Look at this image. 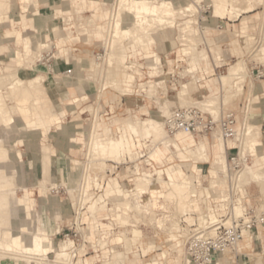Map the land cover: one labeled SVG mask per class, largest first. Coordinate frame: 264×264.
<instances>
[{
	"label": "rangeland",
	"instance_id": "1",
	"mask_svg": "<svg viewBox=\"0 0 264 264\" xmlns=\"http://www.w3.org/2000/svg\"><path fill=\"white\" fill-rule=\"evenodd\" d=\"M38 1L40 4L39 5L40 15L49 16L53 12L51 10L52 7L54 8L57 6L64 11H70L71 13H73L72 6L56 5L55 3L58 2L59 0H48V5L46 6V8H43V9H41L44 3L42 0H34V4H35L34 6L36 7L38 6ZM98 1H102L107 4L106 7L109 9L108 17L105 18L103 13L95 14L96 16L93 15V18L91 20L85 19L83 21L84 27L82 29H78L75 26V31L79 34H84L88 38V41L90 43H91V40L97 39L94 37V34L96 37H100L98 39L100 41H96L92 44H90L89 42H86L85 44L83 41L80 43L67 44V47H70L69 63L75 69L74 74L76 70H78L77 69L78 63H79L78 61L80 59H86L81 62V65L85 68L92 70V72L95 74L94 71L96 69L97 64L92 59L93 53L100 51L101 49L105 47V45H106V50H107L108 55L110 53L109 51H110V47L112 44L111 40L113 39L111 27H112V23H114L115 21L116 15L119 13V12L117 13L118 9L119 11L121 9V7H119L121 3L119 2L120 0H98ZM188 1L194 3L193 6L196 10L192 9V11H189L191 14L188 12H185L180 17H177L176 24L178 23L181 24L182 26H180V28L183 29L185 28V26H183V23L185 21H187L188 19H194L195 21L192 23L193 27L200 28L201 30L200 29L198 30L201 32H204L203 34L204 38H202L201 35H199L200 33L198 35H195L194 39H197L196 36H198V39L200 38L199 40H201V42L200 41L197 42L196 40L197 42L196 48L198 52L205 51L207 54H209L210 60L214 68L213 77L215 79L213 82L217 86L212 92H210L207 88H201L200 85L201 84L204 85L203 81L197 80V78L194 76V73L188 72L189 68L187 67V64H186V60L188 59L184 56L182 59L178 58L177 50L182 49L181 45H179V43L177 44V42L179 41L177 38L179 35L178 28L165 30V31L157 30L152 35L157 44L154 48L155 50L154 53H157L160 57L167 55L168 56L167 59L175 61L172 63L171 68L170 67L168 68L162 62L164 74L166 75L169 73L168 83L170 87H168L166 90L167 97L164 96L165 95L164 91L158 90V91H153L152 93V92H149L150 88L147 87L148 89H146L147 90L146 92L149 95V97L151 95L150 99H146V102H145V110L148 112V114H145L144 112L140 111L137 113H132L131 115L137 116L138 118L142 120L149 118V116L158 112L159 106L157 104L162 103L161 101L164 102L166 98L170 102H172L171 100H173V97L176 94V92L180 91L182 85L186 83H189L191 85L190 86L189 84H186L188 85L189 90H190L186 97L188 98V101L190 102V104L189 106H179L180 105L178 103L179 101L177 102L176 100H173L174 102H176V103L174 102L173 103L177 105L173 108L172 111L177 110V109L196 107L200 109L203 113L212 115L213 113L211 111L216 109L217 115L215 116L213 114L214 116L213 115L212 116L214 118L218 116V119H219L222 111H225L227 109L233 110L239 113L241 111L242 103L248 99L251 103V106L249 108V113L251 115L250 116L251 121H253L257 127H260V135H257V134L254 135V137L257 138V139H254L255 143L258 146H260V150H259V153H256L255 157L252 156L251 163H255L256 160L261 158L260 160L261 166L258 168H254V171L264 176V79L254 80V78L250 75L252 68L256 67L257 65L264 64V61H263L264 0L263 2L256 0L255 2L257 4L259 3L260 5L258 4L257 6V4L254 3L255 10L243 14V16L248 17V19H244L243 21H242L243 16L236 18V19L232 17L233 19H231L229 16H232V15L228 13L229 15L228 16L227 11L224 12L225 15L223 14V17L225 16L224 18L220 14H218L219 15L218 16L217 13H214L215 5L212 6L215 3L214 2L211 3V1L209 0H198V1L196 0L197 3H195L196 2L195 0H188ZM239 1L238 0L237 1L227 0L229 4L230 2H232L231 5H233L234 2H239V4H241L242 7L247 6L244 0L243 1L239 0ZM0 2L1 4L5 3L6 5V7L4 6L5 8L4 7L2 8L1 12L7 11L9 16L14 17L17 20L20 18L22 13L19 11V8H18L19 7L18 0H9V1L0 0ZM241 2L242 3L244 2V3L242 4ZM239 4L236 5L235 3L234 7H240ZM21 5H22V2H21ZM113 6L115 7V11L113 13L114 15L111 14L112 13L111 8ZM183 8L184 7H182V9ZM31 13L30 14L26 13L25 15L28 17H33ZM84 15L85 17H87L90 15V12H85ZM33 18H35V20L38 19V17L36 16ZM108 22L109 23L111 22V24H108ZM126 22L130 23L131 21H126ZM58 23H60L59 20H56L53 17H48L45 25L43 26L40 32L38 28L36 27L35 33L38 34L39 36H37L34 39L35 44L33 45V49H32L34 53L33 52L30 53L27 49L26 40L28 39V35L24 34V37H23L20 32L14 33L15 40L17 39L16 42H20V45H17L13 38L3 39L4 35L9 36L8 33L3 34V36L0 35V47L2 48V50H0L1 51L0 52V78H1L0 79V93H1L0 96L3 99L5 98L4 100L6 101L7 99H9L8 102H5L7 105H11V99L9 98L10 83L14 82L16 79L24 80L23 81L24 86H29V82L37 78L38 79L40 78L41 81L39 80L38 83L41 84L42 88H44V84H45L44 82H48V81H49L48 85L53 86L56 83V81L55 79H51V78L54 76L53 69H55V66L57 64L59 66V70H58L59 73H62L64 77L67 79L72 78V77H67L63 73L64 69L62 68V65L64 64L65 59L63 57H60L61 56L59 54L60 48L57 47L55 44L56 35L54 32L51 31L52 26ZM159 36H161L162 38L161 40H158ZM165 36H170V37H168V39H163ZM39 43H40V46L38 47ZM130 43H131V39L126 40V42L124 43L125 48L129 52V55H130V51H129ZM5 46L7 47L6 51L4 49ZM8 47L10 49H15V50L18 49L16 50V52L18 54L20 52L19 54L20 57L15 52L16 58L12 59L13 52L9 51V54H8ZM151 53L153 52L152 51L145 52L144 57L150 56ZM217 53L219 55H216ZM46 55H48L49 58L45 59L42 62H39L40 59H42L41 57L42 56L46 57ZM17 56L20 59V65H17L18 64ZM30 56L32 58V61L29 58ZM109 56H107V59L109 58ZM129 58L130 56L128 57V59ZM137 60L140 64L143 65L142 67L144 68L143 72L145 74L146 81L151 80L150 77L147 75L148 73L147 64H145L147 60L144 59L143 57H138ZM238 62H242L245 64L244 65L245 69L243 72V75H244L243 79L237 85L233 86L234 80H232L228 82L230 87H227V86L221 87L222 83H221L220 78H223L227 74V72H229L227 71L228 68H230L231 66L235 65ZM75 63H76V66H75ZM115 64L111 66L113 69L107 65L109 68L107 70V75H105V78L103 79L104 80L107 79L106 84H110L111 86H114V87L118 86L116 88L119 89L121 92H123L122 87L130 85L129 80L131 79V76L125 73L123 68H121L122 65L120 63L117 62ZM121 69L124 72H122ZM4 71H7V72L5 73ZM29 72H31V74ZM185 74L187 75L189 74L188 77ZM124 75H127L128 77L127 83L123 82ZM192 77H194L195 79H193ZM78 79L85 80L86 82H90V85L88 86L89 98L86 101L79 102L77 108L75 107L74 109L72 108V110L76 112L74 116L76 118L78 117L77 121L81 126L80 127L81 130H85V135L87 137L85 145L83 144L76 145V153L75 155H73V157L77 160H71L68 162L66 158L62 157V155H65L66 157L70 156L69 147L71 146V144L67 143V141L65 140V137L51 131V135L54 134V136L49 137L48 139L43 138L44 140L47 139V144H45L43 143L44 142L43 140L42 141L40 140V134L38 132L33 133L27 141V146L25 145L21 148V149L37 148V155L25 157V159L28 161L27 167L29 164H33V169L31 171H28V169H26V166H25V172L28 175L25 173L26 177H25V182L23 185L24 187H21V186L15 187L11 183H7L1 180L0 189H1L2 184L6 185V187L10 188L11 190L14 189L13 194L15 198H17L18 200L23 199L24 194L28 193L29 198L35 199L37 205L43 206L47 214L51 210V203L49 199L50 197H54L55 198L54 204L56 205V209L59 208L58 213L56 212L57 213L56 216L59 215L61 219L59 218L58 220L55 221V230H54L53 238L56 240V243L61 244L63 241L66 240V237L64 233L60 234L58 232L65 231V233H69L70 240L74 242V247L78 251L76 252L73 258V261L75 263H77L78 259L84 260L85 258L95 257L96 260L94 261L93 264H187L186 263L187 253H186L185 241L180 238L179 240L183 241V247H182V244H180V246L177 245V242H179L176 239L177 231H173L172 229H170L169 231V229H167V227H169L168 222L165 223L164 227H159V225L161 226L163 225V223L158 222V224H156L157 222L153 219H146L145 221H143L145 223V227H138L136 225V223H139L138 218L125 219L124 217H120V218L113 219L111 217H106V218L100 219L98 223L95 222V219H98L100 216L107 215L108 212L106 210L99 211L95 215V217L92 216L90 218V215L87 212V207L89 206L88 205L89 203L87 200H85L86 196L83 190L87 191L89 196H95V198L99 195L105 196L104 198L107 202V207L109 209H113L115 208V206L118 205L117 211H119V215H123L124 206H123V201H121V199L114 200L113 196H111L107 200L108 197H107L106 191H108L109 179L116 177V179L121 184V186L124 189H126L125 193L128 192V190H133V191L136 190L135 188L136 185H134V183L137 184V180L139 179V176L135 178V182L133 181L132 183H128V182L130 179H132L130 178L132 174L139 175V172L137 171L134 172L135 171L134 166L136 163H139L141 160L140 159L136 160L131 155L130 156L125 155V156H122L123 158L120 157L119 160L118 159L116 160L117 157L113 155L114 151H111V150L109 151L108 155L105 158L104 157L98 158V156H97L98 159L96 158V156L93 158L89 157V155L87 154L89 152V146H90L89 142H91V135L94 131L93 128H96V129L98 128V122H99L100 116L97 114L94 117L93 124H91V117L88 115V113L87 112L85 114L81 113L83 111H89L91 108L90 106L93 105V102L97 100H96V95H94L93 82L84 78L82 74L78 75ZM175 80L178 82V86L176 89H174V87L172 86V83H174ZM222 82L224 81L222 80ZM105 85L101 88V91L104 90L103 88L105 87ZM111 86L108 87V89L104 92V94L99 96V98L101 99L100 101L101 108L98 111H102L104 107L109 108L110 106H112L113 114L105 118H110L114 116L112 119L116 123V128H118L130 116L128 115L130 114V110L129 109L126 110V105H123L122 107H117L116 105L115 106L113 105L114 103L117 104L120 98H119V95H117L116 93L118 90H115ZM241 87H243V91H241ZM129 100L130 99H127V101ZM206 100L208 102H210V100H212V102L214 101L213 104L212 102L207 103L209 106H212L213 109L211 108L209 109L204 106V103ZM129 103L131 104V102ZM5 108H7L6 105H5ZM240 116L241 115H239V117ZM70 119L71 118L68 117V121H70ZM19 120H20L19 118H16V121L18 124H19ZM102 121L104 120L102 119ZM91 127H92V130H91ZM61 128H62V124H61ZM4 129H6V127ZM90 131H91V135H90ZM4 133L6 134V132ZM216 133L217 131L213 132L214 136H216ZM107 134H109V130ZM213 134H210V135L207 134L205 137L209 141H212ZM163 135L168 136L166 129H165V125H164ZM194 136H196L197 138L201 136L203 138L204 135H194ZM172 137L173 136H170V137L168 136L167 139H171ZM181 138H184V137L182 136ZM189 138H193V137L189 135ZM129 139L136 144L138 149L143 147L145 152L146 151L148 152L154 149V154L152 158L148 160V163L150 160L154 161L156 154L158 152L166 151V148H164V146H161L157 140H156L157 142L154 141L155 143L152 142L153 144L150 142H146V145H144L146 147L144 148L143 145L141 146V143L139 142L140 141L139 138L132 136V134H130ZM14 144L15 143L12 141L9 142L8 144L9 151L15 149ZM42 144L49 146L51 150L50 152L57 156L59 165L60 164L67 165V170L69 174L72 173L75 169L74 161H79L81 165L80 164L78 165V169H77L78 178L74 186L73 185L71 186L67 178L65 182V179H64L65 177H63L62 179H59L56 177L54 178V177H51L46 171H45L46 175H44L42 179L43 181L36 179V175L38 173L37 161L41 157V154L39 153V147ZM51 145H53L56 148V150L58 151L57 153L54 152ZM207 146H208L209 153H210L209 161L200 162V163H207V165L204 167V170L208 171V177L209 176L211 177V170L213 169L212 168L213 167L212 166L213 153H212V150L209 148L208 143H207ZM216 150L214 152H216ZM253 152L255 151L253 150ZM146 158L147 157H145V159ZM176 160L177 159H175L173 163L169 164V166L179 165L180 161L177 160L179 163H175ZM165 168H161V169L165 170ZM155 170H158V169H155ZM59 171L61 172V170ZM242 178L245 180V181L242 180V182L244 184L246 192L248 193V197L250 199L251 204L256 205L258 207L260 206L259 208L264 210V179L257 182L252 178H248V176L242 177ZM52 183L54 184L52 185ZM10 184H11V187H10ZM129 192L125 194V196H127L126 200L128 201L131 199V193ZM42 193H47V196H43ZM118 201L122 203L119 204ZM170 201L173 203L174 200L170 199ZM170 201L168 199L166 200V202H170ZM166 204L169 205L168 203ZM174 204L169 205L170 206L169 211H171V214L169 215H173V213H176L178 210H179L178 212L185 211V210L178 209L175 202ZM188 204L189 203L187 202L186 206H188ZM14 205H16V203ZM175 206L178 210L175 209ZM81 207L86 208L83 211H81V212L86 211V213H83V215L78 216L77 213H78L79 208ZM14 208H16V206ZM13 210H17V209H13ZM166 210H168V208H166ZM165 214L167 215V213ZM171 218L172 217H170L169 219L170 223L175 222V220H171ZM87 226L89 227L88 228L89 231H91L92 233V238H93L92 240L88 239V235H87L88 231H82L81 229V228H86ZM94 227H99L98 232L96 231L97 228H94ZM58 228H59V231H58ZM249 235L251 236L252 241L248 247H245L243 249H239L238 247L234 251L219 254L218 255V258L220 259V260L218 259L219 264L220 263L221 264H264V225L260 226L257 230H254L253 232L249 233ZM240 243H242V241ZM147 246H151V248L147 250L146 249ZM152 250H154V252H152ZM79 251L81 252L79 253ZM103 252H107V254L103 256ZM55 254L56 253H50L47 256L48 262L49 261L52 262L54 260ZM55 257L57 258V256ZM118 258H120V260ZM127 260H130L129 261L130 263H127ZM51 262H49V264ZM24 263L25 262L23 263L19 262L17 264H24ZM29 264H35V263H29Z\"/></svg>",
	"mask_w": 264,
	"mask_h": 264
},
{
	"label": "bare ground",
	"instance_id": "2",
	"mask_svg": "<svg viewBox=\"0 0 264 264\" xmlns=\"http://www.w3.org/2000/svg\"><path fill=\"white\" fill-rule=\"evenodd\" d=\"M3 1H6V0H3ZM197 1L195 3H197ZM209 1H211V3L213 2L215 3L212 5V6L215 5V12L213 11L214 13H217V15L220 14L223 17L224 12L227 11V15L228 13L232 15V16L228 15L231 19L242 17L243 14L254 11L255 10L254 3H256L255 2L256 0H244L247 6L242 7V5L239 4L240 2L239 0H238L239 2H234L233 5H231L232 2H230L229 4L227 0H209ZM259 1L263 2V0H259ZM21 2L23 5L21 6V8L23 11L27 10V7L29 4L31 3L34 4V0H21ZM119 2L121 3L119 6L121 7V9L119 11L117 7L118 9L117 13L118 12L119 13L116 15L115 21L114 23H112V27H111L113 39L111 40L112 44H111L110 51H109L110 56L108 55L109 61L108 59H106L108 63L107 65L109 67H111L112 65L118 62L122 65L121 68H123V70L125 71L127 60H128V57L130 56L129 52L127 51L124 45L126 40L131 39V43L129 44V51L145 53L147 51H150L151 47L156 45V41L154 37L152 36L155 31L157 30L165 31L169 29L178 28L179 35L177 38L182 47V49H180L179 51L182 56L188 59L186 60L187 67L189 68L188 72L194 73V76L197 78V80H201V77L199 76L197 72V68H196V63L198 61V51L196 48V45H197L196 43L198 41L201 42V40H199L200 38L198 39V36H196L197 39H194V37L195 35H198L200 33L199 35H201V37L204 38L203 32L198 30L200 28L193 27L192 23L195 21L194 19H188L187 21H185L183 23V26H185V28L183 29L180 28V26H182L181 24L179 23L176 24L177 17H180L185 12L190 13L189 11H192V9L196 10L193 6L194 4L193 2H190L188 0H120ZM235 3L236 5L239 4L240 7H234ZM4 6L6 7L5 3L1 4L0 2V26L4 22L12 20L11 16H9L7 11L1 12ZM182 7L184 8L182 9ZM126 21H131V22L129 23ZM108 24H111V22L110 23L108 22ZM28 34L29 35H28V39L26 40L27 42L26 44H27L28 51L31 53L33 52L32 51L33 45L35 44L34 39L39 35L36 33H34V35L33 33L32 34L28 33ZM17 44H20V42H17ZM39 46H40V43L38 44V47ZM6 48L7 47L5 46L4 48L5 51H6ZM0 50H2L1 47H0ZM9 51L10 50L8 48V54H9ZM19 54L17 53V55L20 57ZM216 55H219V54L217 53ZM18 56H17L18 64L17 63L16 64L20 65V59L18 58ZM29 58L32 61L31 56ZM143 58L147 60L146 63H147L148 70H149V76L154 77L155 75H157L158 74L157 65L161 62V59L159 58L158 54L153 52L151 53L150 56L143 57ZM263 61H264V55H263ZM244 65L245 64L242 62H238L235 65L228 68L227 71L229 72H227V74L228 73L229 74L228 75L226 74L224 77L221 76L223 78H220L221 83H222L221 87L223 86L230 87L228 82L232 80H234L233 86L237 85L243 79V76H244L243 72L245 69ZM123 70L122 72H124ZM4 72L6 73L7 71H4ZM137 72L139 74L138 70ZM66 76L70 77L69 75H66ZM192 78L195 79L194 77ZM16 80L12 83L9 82L10 83L9 98L11 99V105H7L5 103V102H8L9 99H7L6 101L4 100L5 98L3 99L0 96V181L2 180L7 183H11L15 187L17 186L24 187L23 185H24L25 177H26L25 176V173H26L25 165L28 164V161L23 157V152L21 149L23 147L22 138H28L30 136L29 134L36 130H42L44 138H47V134H49L47 131V128L45 129V126L48 127L49 121L48 120L41 121L36 115H34V112H33L34 105L38 101L45 98L46 95L58 94L61 96V94L64 91H66V89L64 86H62L60 80H55L56 83L53 86L48 85L49 81L44 82L45 83L44 88H42L41 84L38 83L39 80L41 81L40 78L39 79L37 78L29 82V86H24V82H23L24 80H18V79ZM222 80L224 82H222ZM186 84H189V83H186ZM186 84H183L184 86L182 85L181 90L176 92V94L173 97V100H176L177 102L179 101L178 102L180 104L179 106H189L190 104V102L188 101V98H186L188 92L190 91L188 85ZM144 87L150 88L149 92H152V93L153 91H158V90L164 91V94H165L164 96L167 97V92H166L167 84L165 83V81L147 82L146 86ZM122 91L129 92L130 85L122 87ZM167 100L168 99L166 98L164 102L161 101L162 103H159L158 101L159 103L157 104L159 106L158 112L152 114L149 118L144 119V120L139 119V118H134V116H132L130 112V114H128L130 116L125 120V122L116 129H110L109 134L107 135L106 134L99 135L97 132V129L93 128L94 131L91 135V142L88 141L90 146H89V152L87 153L89 157H92V158L95 156L96 158L97 156L98 158L100 157L105 158L108 155L109 151L111 150V151H114L113 155L117 157L116 160L117 159L119 160L120 157L125 156V155H129V156L131 155L136 160L143 159V157L144 158L147 157L146 160H144V164L147 165L148 160L151 159L154 154V149L150 150L149 148L150 151L148 152L147 151L145 152L143 147L138 149L136 144L129 139L130 134H132V136L139 138L140 140L139 142L141 143V146L146 145V142L152 143L157 140L158 143L161 146H164V148H166V151L168 152V155L164 156V158H162L161 156V153L163 152H158L156 154L154 161H155V164L158 165V170H154V173H152L149 170H143V169L140 170L141 167L139 168V164L138 163L135 164L134 172L136 171L139 172V175H137V177L139 176V179L137 180V184H135L136 185L135 186L136 190H134L135 192L133 190H128V192L131 191L129 192L131 193V199L129 201L126 200L127 196H125V194L128 192L125 193L126 189H124L121 186V184L118 182L116 177L109 179L108 191H106L107 197H108L107 200L111 196H113L114 200L121 199V201H123V206H124L123 215H119V211H117L118 205L115 206V208L113 209H109L107 207V202L104 198L105 196L99 195L95 198V196H89L87 191L83 190L86 196L85 200H87L89 203L88 204L89 206L87 207V212L89 213L90 218L92 216L95 217V215L99 211L106 210L108 212L107 215L100 216L98 219L94 218L95 222L98 223L100 219H103L106 217H111L113 219L124 217L125 219H128L129 218L128 210L134 209L135 211L139 212L141 204L143 203L148 206L152 205L156 207L158 197H163L165 200L168 199L169 201L170 199L175 200V203L178 209L186 211L192 208L195 212L199 214L201 213V208L198 204H194L193 206H190L188 204V206H186V203L188 202V199L190 195L193 193V191H191L188 188L187 178L184 172V168L185 169L190 168L194 170L195 173H198L199 168L196 166V164L200 162L209 161V154H210L209 149H208L205 139L202 138L201 136L197 138L193 134H188V133H184L181 131L175 133V135L171 139H167L168 136L163 135L164 125H165L164 118L168 117L171 114L173 108L177 105V104H174L176 102H174L173 100H171L172 102H170L169 100L168 102ZM207 100L205 101L204 106L209 109L210 108L213 109L212 106H209L207 104V103L212 102V100H210V102H208ZM213 103L214 101L212 102V104ZM135 104H136V101L134 100L133 105ZM5 105L7 106V108H5ZM211 112L215 116L217 115L216 109L212 110ZM15 116L19 117L21 121L25 123V126L19 127L15 121ZM5 127L6 129H4ZM55 128H59V129L61 128L60 119L58 120V123ZM3 131L6 132V134ZM214 134L212 136V140L213 139L216 140L215 146L217 150L216 152H213V161H212L213 169L211 170L212 179L218 178V176L221 173H223L227 168L226 143L221 140L218 133H216V136H214ZM244 134L247 137L242 147V151H244L245 153H249L251 156L255 157L256 153H259L260 146H258L255 143L254 139H257V138H255L254 135L255 134L260 135V127H257L253 121H249L245 126ZM189 135L192 137H196V138H189ZM182 136L184 138H181ZM11 141L15 143L14 146L16 148V154L13 152V150L9 151L8 144ZM145 147L146 146H144V148ZM253 150L255 152H253ZM50 151L51 150L49 146L45 144H42L39 147V153L41 154V157L37 161L38 173L36 175V179L42 180L43 176L46 175L45 173L46 171L51 177H54V178L56 177V178L62 179L63 177H65L64 178L65 182L67 178L71 186L72 185L74 186L78 178L77 169H78V165L80 164L79 161H74L75 169L72 173L69 174L67 170V165L65 164L59 165L57 156L51 153ZM175 159L179 160L180 164L169 166V164L173 163ZM260 160L261 158L256 160L255 163L246 165L240 172V179L244 180L242 177H247V176L248 178H252L257 182L264 179V176L262 174L254 171V168H258L261 166ZM251 161H252V158H251ZM160 167L161 168L167 167V168H165V170H162ZM59 170H61V172ZM153 175H155L156 177H153ZM11 184H10V187H11ZM53 184L54 183H52V185ZM13 192H14V189L11 190L10 188H7L6 185H3V184L1 185V189H0V264H17L19 262L20 263L25 262L24 264L26 263L28 264L29 263L49 264L47 256L50 253H56L55 256H57V259H60V257H63V258L67 257L68 254L66 251L70 249L71 247H73V242L70 239H68V240L63 241L61 244H59V243H56V240L53 238L54 230H55V221L60 218L59 215L56 216L59 211V208L56 209V205L54 204L55 198L50 197L49 200L51 203V210L47 214L43 206L37 205L35 199L29 198L28 193L24 194L23 199L18 200L17 198H15ZM42 194L43 196H47V193H42ZM145 195H147L148 197L146 198ZM15 203L16 205H14ZM121 203L119 202V204ZM15 206L16 208H14ZM176 206H175V209H177ZM13 209H17V210H13ZM235 212L237 215H239L241 213V209L236 208ZM211 218L213 219V217ZM188 221L191 222V219H188ZM158 222H161V221H158ZM88 228L89 227L87 226L86 228H81V229L82 231H89ZM94 228H97V227H94ZM58 231H59V228H58ZM248 235L249 233L245 234L244 239L242 240V243ZM176 239L179 241L177 242V245L180 246V244H182V247H183V241L179 240L180 238H178L177 236H176ZM242 243H239L238 245L239 249H242V246H241ZM106 254L107 252H103V256H105ZM118 259L120 260V258ZM218 259H219L218 256H215L212 259V261L208 264H217ZM186 260H188V258ZM78 263L91 264L88 262L85 263L83 259H78Z\"/></svg>",
	"mask_w": 264,
	"mask_h": 264
},
{
	"label": "built area",
	"instance_id": "3",
	"mask_svg": "<svg viewBox=\"0 0 264 264\" xmlns=\"http://www.w3.org/2000/svg\"><path fill=\"white\" fill-rule=\"evenodd\" d=\"M18 1V8L22 13V5L20 0ZM37 8L39 11V6ZM37 8L31 3L28 5L26 13L30 14L32 12L31 15L33 16L37 11ZM114 11L115 7L113 6L111 8L112 15ZM178 43L181 45L179 41L177 44ZM107 56L108 53L106 47L93 53L92 56V59L97 66L94 71L95 74L93 73L94 78L89 81L93 82L94 95H96L97 101L93 102L89 111L82 112V114H85L86 112L88 113L91 117V124H93L94 117L97 114L107 121L108 118L105 117H109V115H112L113 113L110 107H104L102 111H98L101 108V99L99 96L104 94L108 87L111 86L110 84H106L107 79H103L105 78V75H107L108 70L106 62ZM41 58L42 59H40L39 62L44 61L49 58V56L46 55V57L42 56ZM159 58L161 59V62L157 65L158 74L154 77L149 76L147 66V75L151 79L148 81L145 79L143 65L140 64L137 59H128L125 73L131 76V79L129 80L130 91L121 92L116 87L111 86L115 90H118L116 93L120 98L117 104L112 103L114 106L122 107L123 105H126V110L129 109L131 114L140 112L141 107H145L146 99H150L151 97V95L149 97L146 92V89L148 88L144 87L147 82L165 81L167 88L170 87L168 83L169 74H164L162 64V62L164 63V59L168 58V56H159ZM64 64L67 65V67L64 69L63 73L72 76L75 70L74 67H72L70 63H67L66 60L64 61ZM137 70L139 71V74ZM250 75L254 80H263L264 64L252 68ZM104 85V90L101 91V88ZM172 86L176 89L178 82L175 80L174 83H172ZM241 91H243V87H241ZM127 99L135 100L136 104H130ZM250 106L251 103L247 99L242 103L241 111L239 113L227 109L222 111L219 119L218 117L214 118L211 114L203 113L196 107L177 109L172 111L168 117H165L164 124L168 136H174L175 133L179 131L204 136L207 134H213L214 131H217L221 140L227 145V168L218 176V178L212 179L210 176L208 177V171L204 170L207 163L196 164L199 168L198 173H195L194 170L190 168H184L188 188L193 191L188 199V203L190 206L198 204L201 208L200 214L191 208L186 211H177L176 213H173V215H169L171 214V211H169V205H173L175 200L173 203L171 201L166 202L163 197L157 198L156 207L152 205L148 206L143 203L141 204L139 212L134 209L128 210L129 218H138L139 223H136L138 227H145L143 221L146 219H153L157 222L156 224H158V221H161L163 225H159V227H164L165 223L168 222L169 227H167V229H169V231L170 229L177 231V237L185 241L188 258V260H186L187 264H208L215 256L236 250L239 243L244 239L246 233H251L264 225V210L251 204L248 193L240 179L241 170L251 163L252 158L249 153L242 151V147L247 137L244 134V129L246 124L251 121V115L249 113ZM239 115L241 116L239 117ZM175 163L179 162L176 160ZM145 168L154 173V170L158 169V165L150 162L145 165ZM136 177V174H132L130 177L132 179H130L128 183H132V181L135 182ZM153 177L156 176L153 175ZM145 197L147 198L148 196L145 195ZM166 208H168V210H166ZM236 208L241 209L239 215L235 212ZM84 209L86 208L81 207L78 210L77 215H83L86 211H81ZM165 213H167V215ZM170 217H172L171 220H175V222L170 223ZM211 217H213V219ZM188 219H191V222L188 221ZM98 230L99 227H97L96 231ZM58 233H64L66 240L70 239L69 233H65V231H59ZM66 252L68 254L67 257H60V259H57L54 256V260L49 262L53 264H81L78 263V261L77 263L73 261L76 252H78L74 247V242L73 247Z\"/></svg>",
	"mask_w": 264,
	"mask_h": 264
},
{
	"label": "crops",
	"instance_id": "4",
	"mask_svg": "<svg viewBox=\"0 0 264 264\" xmlns=\"http://www.w3.org/2000/svg\"><path fill=\"white\" fill-rule=\"evenodd\" d=\"M42 1L44 3L42 5L41 9L46 8V6L48 5V0H42ZM55 4L56 5L72 6L73 13H71L70 11H64L57 6L54 8L52 7L51 10L53 12L49 16L40 15L38 8H37L39 6V1H38V6L36 7L37 11L33 15V17H35V16L38 17L37 20H35V18H33V17L26 16L25 14H26L27 10L26 11L22 10V14L18 20L15 19L14 17H11L12 20L4 22L0 26V35L3 36V34L8 33L9 36L3 37V39L13 38L15 40V37H14L15 32H20L23 37H24V34L29 35L28 33H30V34L35 33L36 27L38 28V30L40 32L42 30L43 26L45 25L47 18L53 17L54 19L60 21V23L54 24L52 26V30H51L56 35V40H55L56 43L55 44L57 47L60 48V50H59V54L61 55L60 57H63L67 61V63H69L70 47H67V44L80 43L82 41L86 44V42H89L88 38L84 34H79L75 31V26L78 29H82L84 27L83 21L85 19L91 20L93 18V15L96 16L95 14H98V13H103L104 17L107 18L109 9L106 7L107 6L106 3L102 2V1H98V0H59ZM11 8H12V6H11ZM85 12H90V15L85 17V15H84ZM244 19H248V17L243 16L242 21ZM203 34H204V32H203ZM45 37H47V36H45ZM94 37L97 39L91 40V43L89 42L90 44H92L96 41H100V40H98L100 37H96L95 34H94ZM168 37H170V36H165L163 39H168ZM161 39H162L161 36H159L158 40H161ZM15 42H16V40H15ZM16 44H17V42H16ZM17 45H20V44H17ZM155 46L151 47L150 52L151 51L155 52V50H154ZM9 50H10V52H13V58L12 59H15L16 58L15 52L18 49L15 50V49L9 48ZM177 55H178L179 59L183 58V56L181 55L179 50L177 51ZM144 56H145V53L130 51V58L138 59V57H144ZM84 60H86V59H80L78 61L79 63L77 62L78 63L77 69L79 70V72H78V70H76L75 74L70 76L72 78H69V79L65 78L62 73H59V71H58L59 66L57 64L55 66V69H53L54 70V76L51 79L60 80L62 86L65 87L66 91H64L61 94L62 97L58 94L46 95L45 98H43L42 100L35 103L34 110H33L34 115H36L41 121H45V120L49 121L48 127L45 126V129L47 128V131L49 133V134H47V139L49 137L54 136V134L51 135V131H53L54 133L60 134L61 136L65 137V140L67 141V143L71 144V146L69 147L70 148L69 152H70L71 157L70 156L66 157L65 155H62V157L66 158L68 162L71 160H77L73 157V155H75V153H76V145L77 144L85 145V142L87 139V137L85 135V130H81V128H80L81 126L77 121L78 117L76 118L74 116L76 112L74 110H72V108L74 109V107L75 108L78 107L79 102L86 101L89 98L88 86L90 85V82H86L85 80L78 79V75H80V74H83V76L86 75V76H84V78H86L87 80L94 78V75L92 74L93 73L92 70L85 68L81 65V62ZM164 63L168 68L169 67L171 68L173 61L169 60V59H167V60L164 59ZM75 66H76V63H75ZM66 67H67V65H65V64L62 65L63 69H66ZM196 68H197V72H198L199 76L201 77V81H203V84H204V85L201 84L200 87L201 88H207L210 92H212L217 85H215L213 82L215 79L213 77L214 76L213 64L210 60L209 54H207L205 51L198 52V61L196 63ZM63 72H64V70H63ZM29 73L31 74V72H29ZM123 82H125V83L128 82L127 75H124ZM128 102H131V104L133 105L134 100L130 99ZM110 109L113 112L112 106H110ZM141 111L144 112L145 114H148V112L145 110V107H143V106L141 107ZM68 117L71 118L70 121H68ZM113 117L114 116L108 118L107 122L103 118L102 119L104 121H102V119L100 117L99 122H98V128H97V132L99 135L100 134H107L108 130L116 128V123L112 119ZM16 118H19V117L15 116V121H16ZM134 118H138V117L134 116ZM59 119L61 120V124H62V128H60V129L55 128ZM16 123H17V121H16ZM17 125L19 127H23V126H25V123L23 121H21V119H20L19 124L17 123ZM91 130H92V127H91ZM36 132H38L40 134V140L41 141L43 140L44 141L43 143L47 144V139L46 140L43 139L44 137H43L42 130H36V131L31 132L29 134L30 136L28 138H22V146H25V145L27 146L28 139L31 137V135L33 133H36ZM90 135H91V131H90ZM193 138H195V137H193ZM203 138L207 141L209 148L212 150V153H213L216 150L215 139H213L212 141H209L205 136H203ZM51 146H52V149L54 150V152L57 153L58 151L56 150V148L53 145H51ZM229 146H230V144H229ZM13 152L16 154V148L13 149ZM22 152H23L24 158L27 156L28 157L29 156H35V155H37V148H35V149H22ZM167 155H168L167 151H164L163 153H161L162 157L167 156ZM140 160L141 161L138 164L141 167V169L147 170L145 168V164H144V160H146V159L143 158ZM150 162L155 163V161H153V160H150L149 163ZM25 166H26V169H28V171H31L33 169V164H29L28 167H27V164ZM87 235H88V239H90V240L93 239L91 231H88ZM251 241H252V238L250 235H248L241 245L242 249L245 247H248L250 245ZM149 248H151V246L146 247L147 250H149ZM152 252H154V250H152ZM95 260H96L95 257H90V258H85L83 261L85 263L88 262V263L93 264ZM129 261L130 260H127V263H130ZM217 264H219V260H218Z\"/></svg>",
	"mask_w": 264,
	"mask_h": 264
}]
</instances>
